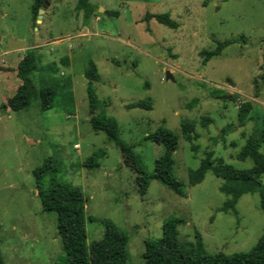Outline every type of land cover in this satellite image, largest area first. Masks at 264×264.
Wrapping results in <instances>:
<instances>
[{
  "label": "rangeland",
  "instance_id": "374dc122",
  "mask_svg": "<svg viewBox=\"0 0 264 264\" xmlns=\"http://www.w3.org/2000/svg\"><path fill=\"white\" fill-rule=\"evenodd\" d=\"M34 3L0 0V239L6 264H66L56 214L43 209L33 175L48 158L58 180L84 194L89 248L109 243L128 254V264H143L145 241L160 239L165 221L175 216L186 220L178 226L183 245L195 244L200 233L209 253L250 251L264 232L259 192L224 212L231 199L221 192L226 181L210 171L190 186L189 173L208 151L216 163L254 165L237 158L256 125L251 119L239 126V110L251 103L254 114L264 116V0H91L96 12L88 25L79 0L52 1L41 24L33 18ZM165 13L177 29L146 20ZM233 38L240 42L204 62L203 51ZM10 39L24 41L19 55L11 53ZM30 48L40 56L36 85H58L53 107L44 111L37 100L18 112L1 108L20 84L6 70ZM91 61L101 77L92 83L97 112L117 122L120 138L134 146L149 175L164 147L146 137L160 126L179 135L175 171L186 196L156 179L141 195L120 148L95 131L85 76ZM167 71L175 81L166 80ZM140 101H150L151 109L127 107ZM95 153H102L100 166L85 167Z\"/></svg>",
  "mask_w": 264,
  "mask_h": 264
},
{
  "label": "trees",
  "instance_id": "16d2710c",
  "mask_svg": "<svg viewBox=\"0 0 264 264\" xmlns=\"http://www.w3.org/2000/svg\"><path fill=\"white\" fill-rule=\"evenodd\" d=\"M46 0H35L32 6L33 18L36 21L39 10ZM78 10L84 14L88 25L96 12V7L91 0H79ZM116 15L115 13L111 14ZM155 18L159 23L177 29L179 24L171 19L169 13L147 14L146 20ZM239 39L233 38L224 42H218L217 48L213 51H203L204 62H208ZM40 56L35 48L26 51L24 57L17 64V67L7 69V72L16 73L20 84L15 94L1 108L10 111H21L31 106L33 101L39 100L44 111L53 107L54 97L58 90L56 83H47L40 80L38 87L33 78L35 73L40 72ZM85 76L90 81L89 101L91 124L95 131H104L109 139L114 141L120 148L124 163L136 173V183L141 195H145L150 186V180L156 179L177 195L186 196V184L178 179L175 171L174 154L179 145V135L165 126H160L154 133L149 134L146 139L156 142L164 147L163 155L156 160L155 170L149 175L142 166L140 158L134 151V146L125 143L119 135L117 122L104 113H98L99 101L92 88V83L100 80V73L96 64L91 61L86 70ZM128 108L151 109L150 101H140L127 105ZM255 120V129L248 138L245 146L237 155L241 161L251 158L254 162L252 168L236 169L226 164L223 160L215 162L214 152L208 151L196 170L189 173V185L196 186L202 183L208 172L226 181L221 187V192L231 197L222 208L224 212L229 209L236 210V205L245 194L259 192L261 197V208L264 212V116L258 117L254 114V107L251 103H245L239 110V126L243 127L251 120ZM232 126L223 129L227 133ZM102 154V153H100ZM99 153H95L84 162L87 168L99 167ZM58 169L51 158L35 168L33 175L36 181L37 195L41 200L43 209L55 213L57 217V230L66 255V264H128V254L125 251L116 250L111 244L101 242L89 248L86 230L85 206L86 201L81 188L71 183L58 180ZM186 220L179 217H170L163 226V236L160 239L145 241L143 264H264V232L257 244L248 252L234 254L209 253L204 246L203 237L197 233V241L192 245H183L179 240L178 226L185 224ZM0 239V264H6L1 249Z\"/></svg>",
  "mask_w": 264,
  "mask_h": 264
},
{
  "label": "water",
  "instance_id": "95a60500",
  "mask_svg": "<svg viewBox=\"0 0 264 264\" xmlns=\"http://www.w3.org/2000/svg\"><path fill=\"white\" fill-rule=\"evenodd\" d=\"M52 1H54V0H46L45 3L43 4V6L40 8L39 15H38V20H37V23L38 24H41L42 23V19L44 17L43 15H44L46 9L51 5ZM38 31H39V29L36 28V33H38ZM24 44H25L24 41L17 40V39H10L9 40V43H8L10 49H19ZM166 80L167 81H170V80L171 81H175V78H174L173 74L170 71H167L166 72Z\"/></svg>",
  "mask_w": 264,
  "mask_h": 264
},
{
  "label": "crops",
  "instance_id": "0c3cea01",
  "mask_svg": "<svg viewBox=\"0 0 264 264\" xmlns=\"http://www.w3.org/2000/svg\"><path fill=\"white\" fill-rule=\"evenodd\" d=\"M20 52H21V51H20L19 49H13V50H11V53H12V54H16V55H19ZM22 58H23V57H22ZM22 58H19V60H17L16 63L18 64V63L21 61Z\"/></svg>",
  "mask_w": 264,
  "mask_h": 264
}]
</instances>
